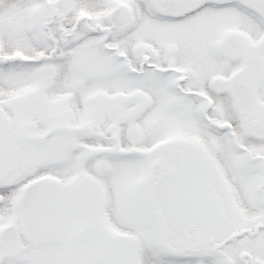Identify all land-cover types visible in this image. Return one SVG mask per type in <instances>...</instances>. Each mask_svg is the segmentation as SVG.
Here are the masks:
<instances>
[{
  "label": "snow or ice",
  "instance_id": "6c2138e0",
  "mask_svg": "<svg viewBox=\"0 0 264 264\" xmlns=\"http://www.w3.org/2000/svg\"><path fill=\"white\" fill-rule=\"evenodd\" d=\"M0 264H264V0H0Z\"/></svg>",
  "mask_w": 264,
  "mask_h": 264
}]
</instances>
